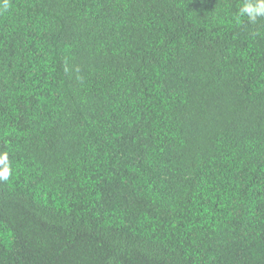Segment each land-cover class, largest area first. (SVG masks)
<instances>
[{
    "label": "trees",
    "instance_id": "trees-1",
    "mask_svg": "<svg viewBox=\"0 0 264 264\" xmlns=\"http://www.w3.org/2000/svg\"><path fill=\"white\" fill-rule=\"evenodd\" d=\"M245 2L8 0L0 264H264V18Z\"/></svg>",
    "mask_w": 264,
    "mask_h": 264
},
{
    "label": "clouds",
    "instance_id": "clouds-1",
    "mask_svg": "<svg viewBox=\"0 0 264 264\" xmlns=\"http://www.w3.org/2000/svg\"><path fill=\"white\" fill-rule=\"evenodd\" d=\"M0 6L6 10L8 7V0H0ZM240 16H246L250 24H256L258 19L264 18V0H246L239 10ZM0 180H8L11 175V169L8 163L7 154H0Z\"/></svg>",
    "mask_w": 264,
    "mask_h": 264
}]
</instances>
